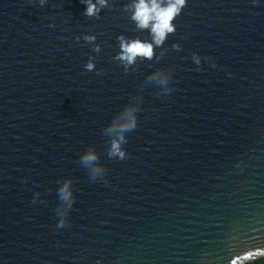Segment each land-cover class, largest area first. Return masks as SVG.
<instances>
[{"label": "water", "instance_id": "95a60500", "mask_svg": "<svg viewBox=\"0 0 264 264\" xmlns=\"http://www.w3.org/2000/svg\"><path fill=\"white\" fill-rule=\"evenodd\" d=\"M137 2L0 0V264L264 258V0H185L159 45Z\"/></svg>", "mask_w": 264, "mask_h": 264}, {"label": "clouds", "instance_id": "9594fccd", "mask_svg": "<svg viewBox=\"0 0 264 264\" xmlns=\"http://www.w3.org/2000/svg\"><path fill=\"white\" fill-rule=\"evenodd\" d=\"M81 2L86 4V8L83 13L85 16H93L98 14L99 9L95 4L91 3V0H81ZM40 3L43 4L44 0H40ZM97 3L101 6H104L106 0H97ZM184 5L185 0H168L164 6H161L158 0H138V2L133 5L134 12L132 19L137 22V26L141 29L148 28L151 24L150 31L153 41L155 44L159 45L163 42L168 33H172L175 30L172 21L177 15H179ZM120 46L122 52L119 56V59L121 61H126L129 64L133 63L137 56H142L149 59L152 57V44L147 42L136 40L125 43L122 40ZM85 67L88 70H91L93 65L89 63ZM159 83L164 84L166 81L161 80ZM121 116L123 117L121 122L118 124L113 122V125L108 129L110 133L115 132L118 136L117 139H113L111 142L109 156L127 159L125 153L121 151L120 146L122 143L127 142L123 134L132 132L137 126L135 109L128 108L123 113H121ZM81 159L86 166L91 167V174L93 176L102 173V168L93 166L97 161V156L94 152L89 151L85 153ZM59 196L62 201H65L71 205L73 201L69 181H65V183L60 187ZM63 224L64 221L63 218H61L57 224V227H63Z\"/></svg>", "mask_w": 264, "mask_h": 264}, {"label": "trees", "instance_id": "16d2710c", "mask_svg": "<svg viewBox=\"0 0 264 264\" xmlns=\"http://www.w3.org/2000/svg\"><path fill=\"white\" fill-rule=\"evenodd\" d=\"M247 264H264V258L255 260V261L247 263Z\"/></svg>", "mask_w": 264, "mask_h": 264}]
</instances>
